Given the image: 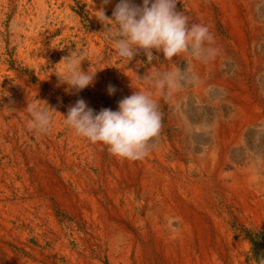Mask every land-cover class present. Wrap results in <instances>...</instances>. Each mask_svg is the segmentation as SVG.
Listing matches in <instances>:
<instances>
[{"label": "rangeland", "instance_id": "rangeland-1", "mask_svg": "<svg viewBox=\"0 0 264 264\" xmlns=\"http://www.w3.org/2000/svg\"><path fill=\"white\" fill-rule=\"evenodd\" d=\"M117 2L0 0V253L9 247L32 260L36 251H44L49 243L34 226L41 216L50 232L97 264H264V194L254 185L210 175L199 181L196 174L185 178L168 169L164 186L148 199L138 173L121 168L107 146L100 144L94 163L82 164V137L64 125L61 115L80 99L94 113L113 110V103L92 85L68 93L52 73L61 69L57 64L71 49L81 53L83 29L98 21L95 11L103 7L111 18L109 6ZM259 4L256 52L264 58V0ZM259 68L257 85L264 86V64ZM39 100L57 111L48 134L27 127L28 103L48 107ZM85 167L89 176L80 179ZM196 188L200 194L192 193ZM81 190L95 202V213L78 206L83 204ZM48 217L55 228L49 227Z\"/></svg>", "mask_w": 264, "mask_h": 264}, {"label": "bare ground", "instance_id": "bare-ground-1", "mask_svg": "<svg viewBox=\"0 0 264 264\" xmlns=\"http://www.w3.org/2000/svg\"><path fill=\"white\" fill-rule=\"evenodd\" d=\"M260 1L262 0H176V10L188 18L190 25L207 27L211 41L205 46L214 49V55L208 59L197 60L189 53H183L172 60H166L162 53L154 50L153 55L159 58H154L151 63L147 62L143 53L137 55L132 62H122L116 57L112 43L101 34L104 26L99 21H91V29L88 25L83 29L81 53L86 54V61L82 62L81 69L87 71L90 67L93 71L98 70L92 84L94 90H102L108 94L109 85L115 87L116 91L110 95L113 111L118 109L119 101L132 95L134 89L146 91L157 104L161 128L149 144L145 161L139 163L115 157L121 168L133 174L138 173L145 184L148 199L152 198L155 190L158 191V187L164 186L163 171L168 169L180 172L185 178L196 174L199 181L203 176L210 175L222 180L228 179L231 184L240 182L244 187L251 184L256 192L264 194V86L257 85L259 67L263 66L264 58L259 57L256 52L259 28L261 29L256 21V16L261 11ZM132 2L137 6L142 5V0ZM115 6L109 7L114 10ZM243 8L245 14L242 12ZM216 19L220 21H215ZM177 68L180 69L178 73ZM166 72L177 73V88L161 90L145 87L138 79L144 75H162ZM218 95L225 98L221 101L211 99ZM81 141L82 164L94 163L102 146L100 143H90L83 137ZM87 169H82L80 179L89 176ZM199 189H193L192 193L196 194L198 191L200 194ZM81 198L83 204L78 203V206L81 209L87 206L95 213V202L83 190L79 194V200ZM63 202L69 205L66 198H63ZM41 219L38 216L34 226L45 234L49 246L44 251H36L32 260L19 252L12 253L9 247H5V252L0 253V264H97L92 258L87 261L83 253L64 243L58 233L52 230L50 232ZM48 225L55 228L52 217H48ZM204 248L206 251V247Z\"/></svg>", "mask_w": 264, "mask_h": 264}, {"label": "clouds", "instance_id": "clouds-1", "mask_svg": "<svg viewBox=\"0 0 264 264\" xmlns=\"http://www.w3.org/2000/svg\"><path fill=\"white\" fill-rule=\"evenodd\" d=\"M108 3L109 0H104V4ZM176 5V0H142L141 6L132 0H119L111 18L105 15L103 7L95 11L98 13L95 17L104 26L101 34L112 43L116 57L122 62H132L143 53L147 62L151 63L154 58H159L153 55L154 50L162 53L166 60H172L183 53H189L197 60L211 58L214 49L205 46L211 41L207 27L190 25L188 18L176 10ZM84 61L85 53L71 49L57 64L62 67L52 74L56 75L60 84L67 85L66 92L79 93L93 84L98 70L93 71L89 67L83 71L81 64ZM179 71L177 68V73ZM177 73L149 74L138 79L145 87L175 89L179 86ZM115 91V87L109 85L108 94L112 95ZM40 103L47 104L43 101ZM47 106L42 108L37 103H28L25 108L31 117L27 127L37 134H48L51 131L52 113L57 111ZM61 116L64 125L76 135L90 143L107 146L109 154L118 159H143L148 154L150 142L161 128L156 102L146 91L139 89H134L132 95L119 101L116 111L102 109L94 113L80 99L68 108L66 116Z\"/></svg>", "mask_w": 264, "mask_h": 264}]
</instances>
